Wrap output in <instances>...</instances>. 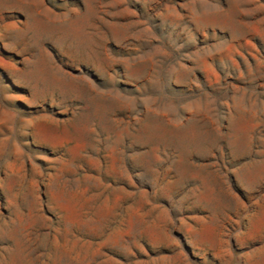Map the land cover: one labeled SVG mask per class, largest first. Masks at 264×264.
<instances>
[{"label": "rangeland", "instance_id": "1", "mask_svg": "<svg viewBox=\"0 0 264 264\" xmlns=\"http://www.w3.org/2000/svg\"><path fill=\"white\" fill-rule=\"evenodd\" d=\"M0 264H264V0H0Z\"/></svg>", "mask_w": 264, "mask_h": 264}]
</instances>
